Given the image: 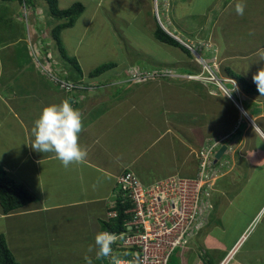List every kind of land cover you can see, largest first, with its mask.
Listing matches in <instances>:
<instances>
[{
  "label": "crops",
  "instance_id": "obj_1",
  "mask_svg": "<svg viewBox=\"0 0 264 264\" xmlns=\"http://www.w3.org/2000/svg\"><path fill=\"white\" fill-rule=\"evenodd\" d=\"M113 1L93 0L89 1L91 5L87 6V3L81 0L84 12L72 28L61 33L64 41L67 35L68 38L70 34L75 35L73 40L76 45L70 46L71 50L67 49L66 52L70 57L78 60L83 75L90 74V71L101 65L117 64L120 61L118 59L116 62L105 63L106 54L98 53V60L86 64V58L95 51H90L88 55L79 50V46L94 26L95 17H102L107 23L110 20L115 21L109 8V4ZM145 1L150 6L151 0ZM192 1L172 0L168 26L173 33L185 42L196 45L201 58L209 66L214 64L219 67L226 63L238 62L240 66L249 68L251 64L248 60L253 58L257 60L258 49L264 48V0H243L245 11L240 18L243 21L248 20L249 23L247 31L245 30L240 36H235L231 31L233 16L236 15L235 3L238 0H212L209 5L202 3L199 8L183 7V3L189 6ZM15 3L10 4L15 5ZM17 3L21 4L18 1ZM135 4L140 5V0H136L132 8ZM95 5H97L95 11L88 13L89 7ZM36 6L44 7L39 6V2ZM59 7L68 8L60 3ZM228 11L231 13L226 16ZM207 12L211 13L205 16ZM216 14L224 15L221 31L217 33L214 27L218 21V17L214 18ZM125 18V16L119 18L114 24V31L119 34L125 32L119 28V24L122 25ZM152 18L154 20V17ZM64 22L65 20L62 23ZM77 25L81 27L75 30ZM241 36L244 41H238ZM10 44L11 42L0 47V89L5 82L4 93L0 91V167L10 179L24 186L36 198V202L8 215L3 213L0 205V234L6 236L8 246L20 264H66V260H85L88 246L94 244L95 235L103 230L102 225L107 219L116 179L126 167H130L147 184L175 175L195 179L199 174V161L188 152V148L198 151L210 141L221 142L218 148H224L225 152L219 162H226L227 167L219 169L217 159L212 161L214 168L219 169L212 180L213 213H217L218 218L221 217L223 207L233 204L230 195L239 189L237 178L250 169L261 172V167L264 165L262 158L264 109L261 105L260 111L254 110L251 115L243 103L259 106L258 101L262 97L240 95L239 100L242 105L240 102V105L237 104L231 97L225 98L221 94L207 95V98L212 99L211 102L198 98V110L214 106L217 102L216 105L221 107L218 112L221 113L222 120L215 122L212 127L208 125L207 129H201L202 116L196 114L192 118L194 125L187 128L190 134L183 137L186 141L178 135L157 139L154 129L145 132L140 126L145 118L140 119L139 114L147 113L148 110L146 111L145 108L150 104L146 99L151 92L141 89L142 92L134 97L137 108L132 104L128 106L126 113L122 114L120 112H123L122 107L125 104L117 103L111 87L113 82L105 83L107 87L96 90L99 93L98 97L100 93L106 91L107 101L96 102L97 94L96 91L92 92L93 90L89 91L87 96L80 93L77 98L75 95H67L40 74L26 69V64H29L31 59L25 56L23 48L22 51L13 50ZM94 44L91 42V46ZM237 45L241 47L237 48ZM11 60L16 64L15 71L7 68L9 65L7 63H12ZM124 63H127L126 60ZM85 70L89 72L84 73ZM239 75L246 78L243 74ZM15 77H20L21 80L16 83L18 79ZM85 79L92 85H103L107 80L104 77ZM113 79L116 77L110 78L111 81ZM232 82L239 86L236 81ZM128 86L134 90V85ZM159 95L160 93H153L152 98L157 99ZM63 99L69 100L82 113L83 131L80 133L79 143L88 153L83 163L72 164L68 168L63 167L59 160L52 158V153H40L31 147L33 140L31 129L40 111L44 106L59 104ZM195 100L197 102V99ZM238 105L243 107L244 112L256 122V125L244 120L245 116ZM168 111H165V115L170 117ZM171 111L173 118H177V114L181 118L182 111ZM156 112L159 113L160 110ZM178 121L180 122L181 119ZM149 126L151 127L152 124ZM178 127L177 130L174 128V131L184 136L182 133L184 127ZM149 143L150 152L147 149ZM140 145H143L144 151H148L144 155L143 163L138 166L136 157ZM136 166L139 169L141 166L140 170L145 174L144 176ZM228 179L231 180L229 188L225 184ZM263 209L264 206L261 211ZM215 223L216 221L211 223L209 217L196 243L192 244L191 249L179 254L184 264H264V248L258 246L259 241L255 245L247 246V250L240 249V245L246 241L250 232L259 227L257 224L251 222L238 239L233 237L227 240L224 234L221 237L212 235L215 229H219V223L217 225ZM263 241L264 236L260 240L261 244ZM208 249L213 253L209 254V259H205L202 251L207 252ZM77 251L80 256L67 255ZM89 257L90 260L96 259L94 253L89 254Z\"/></svg>",
  "mask_w": 264,
  "mask_h": 264
},
{
  "label": "rangeland",
  "instance_id": "obj_2",
  "mask_svg": "<svg viewBox=\"0 0 264 264\" xmlns=\"http://www.w3.org/2000/svg\"><path fill=\"white\" fill-rule=\"evenodd\" d=\"M58 1L60 5L68 8H70V6L76 4L77 2L82 3L80 2L81 0ZM84 1L87 3V6H90V2H92L93 0ZM135 1L136 0H114L113 2H111L109 4V8L112 12V18L115 21L112 22L110 20L107 23L104 22L102 17H95L94 26L92 30H90L88 37H86L83 40L82 44L79 46V50L81 52H86L88 55L90 51H95L93 55L86 58V64H91L92 60H98V53H101L102 55L106 54L107 61L105 63L116 62L118 59H120V61L116 64V68L110 70L109 72H106L101 77L107 79L108 82H110L111 77H116V79L112 80L113 85L111 87L113 88L112 92L114 96L117 98V103L121 102L125 104L124 107H122L124 113H120L125 114L128 110V106L132 104L135 108H137V104L134 100V97L138 96L142 92L141 89H145L146 91L151 92L149 94V98L146 99L150 106L148 108H145L146 111L148 110L147 113L141 112V114H139L140 119L145 118L143 124L140 125L141 128L145 132L154 129L155 133L158 136V138L156 136L157 139L164 138L166 136L168 137L178 135L180 136V138L186 141V138L183 137H185L186 134H190V131L187 130V128L191 125H194L192 123V118L196 116V114H200L202 116L200 118V126L202 127L201 129H207L208 125L212 127L215 122H219L222 120V115H220L221 113L218 112L221 107L216 105L217 102H215L214 106H210L209 108L206 107L203 110H198V98L204 100L207 99L208 102H211L212 100L206 97L210 94H221L225 98H228L225 95L224 91L219 88L220 82H223L222 85H224L226 89L233 91L234 95H236L238 99L240 95L241 97L245 95V93L242 91L240 84L238 91L234 89L230 81L228 82L229 76L227 74L226 69L230 68V70L235 71L237 74L239 73L245 75V79L248 82H252V84H254L252 80V75L257 71L260 66H264V63L256 62V59L253 58L252 60H248L252 67L250 66L249 68H246L240 66L238 62L233 64H227L222 59V61H224L226 65L224 64L217 67L213 64L211 65L213 67L209 65L205 67L203 61L197 56H195L197 54L192 55V58H188L187 55L183 54L180 50L157 41L154 38L153 32H155L157 23L160 25V23L164 22V19L161 18L162 21L160 20V22L159 20H157L158 18L155 9V2L153 3V1L151 0V4H149L150 6H148L145 0H140L141 4H135V7L132 8ZM13 2H16L15 5L10 4L12 2H4L0 0V47L1 45H5L11 42L13 50L18 49L19 51L20 49L22 51L21 48H23V51L26 54L25 56H27V58L30 57L32 59L30 48H27L26 42L24 41V39H28L27 33L30 29V25H32V21L36 26H44V31L42 32L47 33L48 35L49 33H51L53 27L63 22V19H59L57 17L52 16L49 9L47 8V3L44 0H32L29 3L36 6L37 2H39V6H44L43 8L45 12L33 14L34 18L40 19L41 21L43 19V21H45V25L42 24L39 20L33 19V17H31V19L30 17L26 19L24 17V11L22 9V6H20L17 1ZM209 2H212V0H193L189 6L183 3V7H189V9L191 7L199 8L202 3H205V5H209ZM223 3L225 4V1ZM96 7L97 5H95L94 7H89L88 13H93ZM208 13L211 12L205 13V16ZM230 13L231 12L228 11L226 13V16ZM26 14L30 16L29 10H27ZM222 15L216 14L214 16V18L218 17V21L214 25L216 33L221 31V24L224 20V15L223 17ZM124 16L126 18L123 20V23L121 22L122 25L119 24V28L121 30H124L125 32H120L119 34L114 31V24H116V21H118L119 18H123ZM151 16H156L157 21L153 20ZM233 18V28L231 31L233 34H235V36H240L246 29H248L247 25L249 22L248 20H241L240 15L237 14L234 15ZM211 25L212 23H210V26ZM77 26L78 27H76L75 30L81 27V25ZM64 31H66V29H64ZM113 32L114 35H112ZM79 34L80 33H78V35ZM74 36L75 35L70 34L68 38L67 35L65 40L66 42L64 41L63 37H61L63 48L65 49V45L67 47L65 50H71L70 46L74 44L76 45V42H74L73 40ZM238 41H244L243 36H241ZM91 42L95 43L94 45H92L95 48L91 46ZM238 47L241 46L237 45V48ZM53 48L56 49L57 57L59 60H61L60 52H58L59 49L56 48L54 44ZM217 49L219 48L217 47ZM181 58L183 59L180 60ZM124 60H126L128 64L124 63ZM11 62L12 63H7L9 64L7 65V68L8 70L11 69L15 71L16 64L12 60ZM102 62L103 61H101V63ZM26 65V69H29L31 72H36L40 74V71L34 65L32 60L29 64ZM69 65L70 64L68 62L64 60L62 61L61 66H63L64 68L66 66L68 68V70L70 71V78L71 75L72 78H79L81 75L77 71L73 70L72 67H70ZM94 70L95 69H93L92 72ZM151 70L154 71L151 72ZM88 72L89 71L86 70L84 71V73ZM90 74H85L83 76L87 77L88 75L91 77ZM191 75L199 76V82H191L189 80V76ZM44 78L46 79V77ZM130 78L134 79L131 80ZM15 79H18L16 80V83L21 80L20 77H15ZM47 80L51 84L55 85L49 79ZM129 80H131L132 82H130ZM77 81L78 85H81V82H79L80 80ZM134 81L135 83H133ZM128 82H130L129 85H132L133 83L134 90L132 88H129L127 84ZM169 82H172V84H169ZM8 86L9 85H7V87ZM91 86L92 85L85 84L81 90H75L73 95H75L76 98L78 95H80V93L84 96H87L88 92L90 91L88 88H90ZM4 89L5 82H3L1 85L0 91L2 94L4 93ZM153 93H160V97H157V99H153ZM95 94H97L95 95L96 102L105 101L107 99L106 91L100 93V97H98L99 93L97 91ZM263 98L264 97L259 98L261 99L260 101H258V104H260L259 106L257 104L249 106L246 103H243L247 112L253 115L252 113L254 110L260 111L259 107L261 105L264 109ZM195 99H197V102ZM157 110H160V112L157 113ZM166 110H169L168 112L170 113V117L165 115ZM171 110L182 111L181 118H179V114H177V118H173V112ZM243 118L244 120H247L245 117ZM179 119H181L182 122H179ZM213 120L214 122H212ZM151 124L152 126L150 127L149 125ZM178 126L184 127V132H182L184 136H182L180 132L176 133L174 131V128L176 130L179 128ZM208 143L209 144L206 145L208 147H211L213 146V144L216 143H218V146L221 145V142L218 141L214 143L213 141H210ZM206 146H204L203 148H205ZM150 147L151 146L149 143V145L147 146L149 152ZM137 149L138 154L136 157V165L139 166L141 163H143L144 155L147 153L148 150L144 151L143 145H140ZM195 151L196 150L193 148H188L189 153L194 154ZM183 156H185V154H183ZM262 158H264V154H262ZM220 164L221 162H219V165ZM138 166H136L138 171H141V166L140 169L138 168ZM248 166L250 167V165ZM129 169L131 168L126 167L125 170ZM140 174H142L143 176L145 175L142 173V171ZM237 179L240 185L238 186L239 189L237 192H232L230 195V199L233 200V204H227L225 207H223L221 210V217L219 218L217 213H213L214 209L210 214L211 223H213V221H216L215 225L219 223V229H215L212 235H214L215 237H218L220 235L221 237L222 234H224V237L227 240L233 237L238 239V237H240V235L247 228V225L253 222V224H257L259 227L255 231L250 232L246 241L242 245H240V249L246 248L245 250H247V246L250 247L251 245H255L258 241V246H262L264 248V241L262 242V244L260 242V240L264 236V209L261 211L262 207L264 206V165L261 167V172L253 171L252 169H250L249 172L244 171V175ZM141 180L145 183L144 179L141 178ZM195 182L196 181L193 180L192 182L188 183L187 186L193 185ZM225 184L226 187L229 188L231 186V180L228 179ZM213 186V183H211L212 189ZM202 252L205 259H209V254L213 253L211 249H208L207 252ZM179 253L180 250H177L176 254H174L169 264H184L182 258L179 256ZM67 255L76 257L80 256V253L77 251ZM66 264H89V261L77 259L71 261L66 260ZM90 264L100 263L98 259L92 258L90 260Z\"/></svg>",
  "mask_w": 264,
  "mask_h": 264
},
{
  "label": "built area",
  "instance_id": "obj_3",
  "mask_svg": "<svg viewBox=\"0 0 264 264\" xmlns=\"http://www.w3.org/2000/svg\"><path fill=\"white\" fill-rule=\"evenodd\" d=\"M153 2L160 22L163 14L159 8L168 5V0ZM22 6L27 19L26 12L29 10L30 14L31 9L25 3ZM163 23H160L161 27L169 32ZM34 34H29L28 41L37 69L60 90L74 93L80 87L68 79L66 69L54 59L47 33L36 31ZM217 147L218 143L194 152L193 157L200 162L195 179L175 175L147 184L132 169L117 177L107 219H117L119 204L127 205L123 212V230L111 232L120 237L112 247L124 264L128 261L134 264H169L177 250L182 253L196 243L214 209L213 177L219 169L227 167L226 162H221L219 169L214 168L212 161ZM193 180L196 182L190 185L192 187L187 186ZM102 264H109V259L106 258Z\"/></svg>",
  "mask_w": 264,
  "mask_h": 264
},
{
  "label": "clouds",
  "instance_id": "obj_4",
  "mask_svg": "<svg viewBox=\"0 0 264 264\" xmlns=\"http://www.w3.org/2000/svg\"><path fill=\"white\" fill-rule=\"evenodd\" d=\"M24 3L26 4V6H28L31 9V13L29 16L30 19H31V17H33V19L39 20L42 24L45 25V21H43V19L41 21L40 19L34 18V14H38L39 12H45L44 8L34 6L33 4L27 3L26 1L22 2L20 4V6H22ZM171 6H172V0H168V5H166V6L162 5L159 8L161 10V13L163 14L162 18L164 19V24L167 27V30L169 32L164 30V27H161V25H159L158 23H157V25H159L170 37H172L174 40H176L184 48H187L189 50L190 54L189 55L186 54L185 52H183V50L181 48L174 47V46H171L168 44H166V45L180 50L183 54H186L188 58H192V55L197 54L195 56L200 58L203 61L204 66L207 67L208 65L205 63L204 59L201 58V55L197 51V46L192 44V43L185 42L180 36L174 34L173 31L169 28L168 16H169V11H170L169 9L171 8ZM47 8L49 9V7H47ZM22 9H23V6H22ZM244 11H245V3L243 2V0H238V2L235 3L236 14L243 16ZM154 20H156V16H154ZM43 27L44 26H42V25L36 26L34 24V22L32 21V25H30V29H29V31H31V32L27 33L28 39H24V41L26 42L27 48H29V41H28L29 40V34L35 35L34 33H36V31L37 32L44 31ZM52 30H53V28H52ZM52 30H51V33L48 34V39H47L48 42H50V51H51V54L53 55L54 59H56L58 62H60L62 64L63 59L62 58H61V60L58 59L57 54H56V49L53 48V44L56 46V48H58V47H57L56 41L53 38ZM176 37H178L180 40L177 39ZM33 38H35V36H33ZM154 38H155V36H154ZM157 41H159V40H157ZM160 43H162V42H160ZM163 44H165V43H163ZM58 52H59V50H58ZM256 56H257L256 62H264V48L258 49ZM31 60L34 63L33 58ZM34 65H35V63H34ZM116 66L117 65L115 64V66L113 68H111L110 70L116 68ZM211 67H213V66H211ZM65 69L69 74L68 79L70 81L74 82L76 85H78V81L70 78V71L68 70V68L66 66H65ZM110 70H108L107 72H109ZM153 71L154 70H151V72H153ZM105 73L103 72V74H105ZM102 75H100L98 77H90L88 75H87V77L83 76L79 81V82H81V85H78V87H80L78 90H81L85 84H88V81H86L85 78H88L89 80H91V79L101 78ZM130 79L133 80L134 78H130ZM198 79H199V76H197V75L189 76V80L191 82H199ZM131 80H129V81L132 82ZM252 80H253L254 84L256 85L257 91L260 93L261 96H264V66H260L257 69V71L255 73H253ZM229 81L232 83L234 89L239 91V86L237 84H233V82H232V81H236V80H233L229 77L228 82ZM111 82L112 81L110 80V84H111ZM130 82H128L127 84L129 85ZM105 83H109V82L107 80H105L103 85L88 84V85H92L88 89L90 91L93 90L92 92H94L100 88L104 89L105 87L108 86ZM133 83H135V81ZM133 83H132V85H133ZM222 83L223 82H220L219 85H221V87H219V88H221L224 91L225 95L227 97H233V99L235 101L240 102V104L242 105V102L238 99V97L236 95H234L233 91L226 89L224 87V85H222ZM57 88H59V87H57ZM62 92H64V91H62ZM64 93H66V92H64ZM227 93L230 94V96H228ZM66 94L67 95H73V93H66ZM248 120L252 121L250 118ZM82 131H83V117H82L81 111L79 109L75 108L72 105V103L69 102V100L63 99V100H61V102L59 104L53 103V104H49L47 106H44L42 108V110L40 111L39 116L34 120V124H33V127L31 129V135L33 137L31 147L33 148V150L40 152V153H52L53 154L52 158L59 160L63 167L68 168L72 164L83 163L87 157V154H88L87 150L85 148L81 147V145L79 143V136H80V133ZM220 150H221V148L217 147L216 157H215L216 159H217V154ZM220 160H221V158L217 159V162H219ZM114 191H115V189H114ZM113 193H112V195H113ZM111 200H112V196H111ZM108 212H109V209H108ZM113 220L114 219H110V221H108V219H106L105 222L110 224L113 222ZM119 238L120 237H118L117 234L111 233L109 231H103L102 230V231L97 232V234L94 237V244H90L86 250V254L84 257L85 260H88L89 264H90L89 254L94 253L96 259L108 258L109 264H124V261H122L116 254H114L113 247H112V245L114 243H116V241ZM128 264H134V262L128 261Z\"/></svg>",
  "mask_w": 264,
  "mask_h": 264
},
{
  "label": "trees",
  "instance_id": "obj_5",
  "mask_svg": "<svg viewBox=\"0 0 264 264\" xmlns=\"http://www.w3.org/2000/svg\"><path fill=\"white\" fill-rule=\"evenodd\" d=\"M4 2H13L19 1L20 3L26 1L27 3L31 2L32 0H2ZM47 3V7H49V11L52 16L57 17L59 19L65 20L64 23H61L53 28L52 35L54 40L57 43V47L60 52V56L64 61H67L72 67L73 70L77 71L81 76H83V72L81 67L79 66L78 61L75 58L70 57L66 50L62 46L61 42V33L64 29L72 28L81 14L84 12V7L81 3H76L70 8L61 9L59 7L58 0H44ZM154 36L157 40L162 43L181 48L183 52L186 54H190L187 48H184L181 44H179L176 40L170 37L159 25H157L155 29ZM115 64L109 63L105 65H101L96 68L93 72H91V77H98L103 74V72H107L111 68H113ZM228 76L236 80L240 85L244 93L252 96H261L260 93L257 91L256 85L248 82L244 77L237 74L230 68L226 69ZM71 78L73 80L81 79ZM36 202V198L22 185L17 184L15 181L10 179L6 172L0 167V205L2 207L3 213L5 215L14 213L15 211L22 209L31 203ZM127 205L119 204L118 211L119 216L117 219L113 220L112 223L104 222L102 228L104 231L115 232V231H122L123 230V219H124V210ZM99 263H105L106 258L98 259ZM0 264H20L15 256L13 255L12 251L8 246V242L6 240V236L4 234H0Z\"/></svg>",
  "mask_w": 264,
  "mask_h": 264
},
{
  "label": "bare ground",
  "instance_id": "obj_6",
  "mask_svg": "<svg viewBox=\"0 0 264 264\" xmlns=\"http://www.w3.org/2000/svg\"><path fill=\"white\" fill-rule=\"evenodd\" d=\"M219 87H221V85H219ZM232 98V100H234L233 99V97H231ZM235 101V100H234ZM235 102H237V104H239V102L238 101H235ZM240 105V104H239ZM238 105V106H239ZM240 108H239V110L240 111H242V113H243V115L246 117V119L248 120L249 119V116H247L246 114H245V112L243 111V107L242 106H239ZM251 119V118H250ZM252 120V119H251ZM249 121V120H248ZM250 123H254L255 125H256V122H254L253 120L252 121H249ZM241 158V157H240Z\"/></svg>",
  "mask_w": 264,
  "mask_h": 264
},
{
  "label": "water",
  "instance_id": "obj_7",
  "mask_svg": "<svg viewBox=\"0 0 264 264\" xmlns=\"http://www.w3.org/2000/svg\"><path fill=\"white\" fill-rule=\"evenodd\" d=\"M254 125V123H252ZM225 152L224 148H221V150L217 154V159L222 158L223 153Z\"/></svg>",
  "mask_w": 264,
  "mask_h": 264
}]
</instances>
